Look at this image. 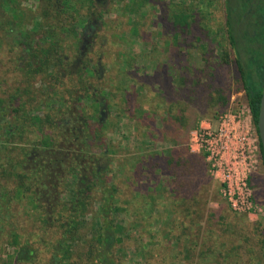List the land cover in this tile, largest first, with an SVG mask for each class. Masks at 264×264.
I'll list each match as a JSON object with an SVG mask.
<instances>
[{"label": "rangeland", "instance_id": "1", "mask_svg": "<svg viewBox=\"0 0 264 264\" xmlns=\"http://www.w3.org/2000/svg\"><path fill=\"white\" fill-rule=\"evenodd\" d=\"M2 4L0 0V264H46L51 242L44 244L42 240L47 239V234L43 233L41 217L31 203V191L22 190L17 195L19 179L13 169L16 156L23 155L24 166L30 168L35 147L43 136L36 125L21 122L18 126L15 118L20 116L24 121L25 116H42L50 107V97L55 100L59 89L65 87L58 84L53 69L35 71L26 59L45 45L47 30L36 23L43 11L39 0H15L12 5L19 19L13 29L7 24L12 11ZM98 6L104 10L101 21L93 30H87L92 22L83 15L76 25L80 35L68 34L60 41L56 54L64 57L66 68H61L62 63L60 71L78 73L80 65L88 61L86 80H93L97 87L94 91L100 88L104 95H98L100 104L92 99H73V113L62 116L65 126L60 123L56 132L52 129L56 139L62 140V133L67 132V139L79 144L71 143L73 148L69 150L64 148L65 143L63 148H55L57 155L63 154L65 165L62 168L58 161L51 173H62V181L69 184L74 180L68 174L69 164L83 165L87 160L92 164L90 150L97 156L106 148L112 160L107 173L105 162L96 163L103 169L100 180L94 182L93 203L82 214L86 227L78 231L71 243L74 255L88 250L95 237L92 224L99 220L107 180L109 186L121 185L118 195L122 204L117 219L125 232L124 242L115 253L116 263L264 264L261 164L252 178L255 200L262 212L252 220L230 207L204 154L193 150L198 148L195 129L182 139L186 145L183 147H189L194 157L181 154L180 166L160 165L154 160L166 158L177 145L174 137L159 132L172 103L169 87L179 94L178 89L185 86L180 97L176 96L185 104L189 102L188 91L197 86L203 90L211 72L216 70L220 76L217 83L227 87L231 107L238 108L247 101L228 35L224 0H99ZM183 10L188 14L187 23L177 19ZM77 73L71 81L67 79L66 87L76 89L80 85ZM217 97V91L211 96L215 101L204 98L203 93L197 97V109H205L199 116V128L202 121L215 125L226 113L216 102ZM17 107L19 112L14 111ZM90 133L100 135L103 146L98 145L99 141L92 144L89 138L87 144L91 146L87 150L84 139ZM177 150L183 152L182 147ZM64 153L69 154L68 161ZM91 174L83 165L77 186L90 183ZM63 197H68L65 187ZM14 233L20 235L21 244L28 240L35 244L33 261L16 258V248L21 244L13 245Z\"/></svg>", "mask_w": 264, "mask_h": 264}, {"label": "trees", "instance_id": "2", "mask_svg": "<svg viewBox=\"0 0 264 264\" xmlns=\"http://www.w3.org/2000/svg\"><path fill=\"white\" fill-rule=\"evenodd\" d=\"M13 3H15V0H3L2 4L6 9L12 11V19L9 18L7 20V24L11 25V29H13V24L16 23V20L19 19V16L15 13L16 11L15 7L12 5ZM39 3L43 11L38 14L37 18H39V21L36 23L39 26L45 27L47 30L43 37L45 45L41 46L36 51L37 53H34L26 59H29V67L33 68L35 66V71H41L43 67H45V69H53L58 84L63 85L65 88L63 90L59 89L60 94L57 92L58 98L55 100L50 97V107L47 105L49 109L44 111L45 113L42 116H25L24 121L20 119V116L15 118L18 126H21V122H28V125L32 126L36 125L43 136L42 141L39 144L37 143L35 147L36 153L34 152L35 155L31 158V166L28 170L24 166L26 160L25 155L22 157L16 156L17 158H15L13 169L16 177L19 179L17 195H19L22 190H25L24 193L31 191V203H33L39 212L41 217L39 220L42 222L43 233L47 234V239L42 237V240L45 242L44 244L51 242L50 255L46 264H118L115 261V253H117L119 249L118 246L124 242L123 232H125V227L123 223L117 219V215L121 211L120 203L122 204V201H120L121 198L118 195L121 185L117 183H113L109 186V181L107 182V180H105V189L103 188L105 191V198L101 202V209L98 215L99 220L98 222L94 221L92 224L95 237L93 241L89 242L88 250L81 251L74 255V249L71 244L75 242L74 236L76 234L79 235L78 231L83 226L84 228L86 227L87 222L84 219L81 220V218L83 211L87 210L93 203L91 195L96 187L95 181L100 180V175L104 167L106 173L110 169L112 160L107 149L101 150L102 152L97 156L93 155L94 152L90 150L92 164L87 160L88 163L83 165L86 167L87 171L92 172L90 177L91 182L87 183L85 186H77V180L79 179V174H81V169L83 167V165L79 163L75 164L76 162H72L69 164L70 169L68 174H72L74 178L69 184L62 181V173L56 176L51 173L52 167L56 165L58 161L62 168H64L65 165V161L61 159L63 154L57 155L55 148H63L64 146L62 143L66 144L64 148H67V150L73 148V145H71L73 140L67 139V132H63L62 140H59L52 134V129H55L54 132H56L60 123L61 127L65 126V120L62 121V116L72 112L70 103L73 99L79 102L86 99H92L98 102V95H104L103 92L99 90L100 88L97 92L94 91L97 87H95L93 80H86L89 77L86 75V69L89 67L87 64L88 61L81 64L80 71L78 73L76 72L81 77L80 85L76 87V89L66 87L68 85L67 79L71 81L76 73L60 71V68L58 69L63 63L64 58L63 56L56 55L58 45L68 34L80 35V32L76 29L79 18L84 15V18H87V20L95 19L99 22L101 21L104 10L99 8L98 0H39ZM224 6L228 35L236 55L235 65L240 70L241 82L245 90L247 102L252 109L254 123L258 129L260 105L264 91V14L261 16L259 23L255 17L258 6L264 7V0H224ZM177 19L181 20L182 23H187L188 16L186 14L183 15L181 11ZM258 28L261 30L258 31ZM261 34L263 37H259ZM63 67L66 68L64 63L61 68ZM93 73L96 75L95 70H93ZM217 73L218 71L216 70L211 72V77H209L208 83L205 84L203 90L200 91L201 87L199 86L189 90L187 95L189 102L185 104L180 103V100H178L180 97L179 94H182L185 90V86L178 89L179 94L169 87L172 103L168 105V117L161 121L162 128L159 132L162 135L166 134L167 136L174 137L177 145L174 149L169 151L166 158L163 157L156 160L157 158L155 157V163L160 165L167 163L170 165L178 164V166H180L183 162L180 160L181 154L184 153V155L194 157L189 147H186V149L183 147L186 145H184L185 142H183L182 139L185 138L191 130L199 128V116L202 115L205 110L202 108L200 110L197 109L196 99L197 97L200 98L201 93H203L204 98L208 96L209 99L215 101V98H211V96L217 91L218 97L216 98V102L219 103V107L225 108L224 112L230 109V95L226 93V86L223 88L218 85L220 83V76ZM221 90L224 91L226 95L223 94ZM107 95L108 93L105 94L106 97ZM176 96H178V98H176ZM204 102L205 101H203V103ZM98 103L100 104V101ZM54 104H57V107L53 106ZM204 107L207 108L206 103H204ZM14 111L19 112L20 109L17 107ZM31 112L34 111L32 110L30 113ZM1 120H3V118H0V123L2 122ZM46 129H49V131L47 132ZM89 138L92 144L99 141L98 145L103 146L102 141H100L101 136L98 134L92 135L90 133L86 134L84 139L87 150L91 146L89 143L87 144V141L90 140ZM76 143L78 142H74L73 144ZM178 147H182L183 152L182 150L178 152ZM67 152L69 153V151ZM69 154L71 155V153ZM69 154H66L67 161L69 159ZM203 156L205 158V155ZM159 160H162V163ZM102 161L105 162V165L101 169L97 164ZM2 166L4 167V165ZM207 167L209 169L208 163ZM64 187L65 191L68 190L67 198L63 197ZM19 238L20 235L18 233L13 234V245L18 246L21 244ZM36 253L37 248L35 244L33 242L31 243L29 240L27 243L21 244L16 248V258L18 260L33 261L36 257Z\"/></svg>", "mask_w": 264, "mask_h": 264}, {"label": "built area", "instance_id": "3", "mask_svg": "<svg viewBox=\"0 0 264 264\" xmlns=\"http://www.w3.org/2000/svg\"><path fill=\"white\" fill-rule=\"evenodd\" d=\"M240 104L221 114L215 125L202 121L193 131L198 145L193 150L205 155L209 171L220 182L230 207L253 220L262 212L255 200L252 178L261 164L260 140L249 103Z\"/></svg>", "mask_w": 264, "mask_h": 264}, {"label": "flooded vegetation", "instance_id": "4", "mask_svg": "<svg viewBox=\"0 0 264 264\" xmlns=\"http://www.w3.org/2000/svg\"><path fill=\"white\" fill-rule=\"evenodd\" d=\"M99 1V0H98ZM186 11H188V10H186ZM184 14H186L185 12H184V10H183V15ZM264 14V7L263 6H258V10H257V14H256V17H255V19L256 20H258V23H259V21H260V18H261V16ZM187 16H188V14H186ZM236 15H237V13H236ZM88 22H92V27L90 26V25H87V27L86 28H88L87 30H90V29H92L93 30V26H95V24H97V20H95V19H93V20H87ZM257 23V24H258ZM86 43V37L84 38V42H83V44H82V46H81V52H80V54L81 55H83V53H84V48H85V44ZM82 61V59H80V62ZM256 128H257V126H256ZM257 131H258V129H257ZM258 134H259V131H258ZM259 140H260V136H259ZM260 152H261V166L263 167V169H264V158H263V150H261V141H260Z\"/></svg>", "mask_w": 264, "mask_h": 264}, {"label": "water", "instance_id": "5", "mask_svg": "<svg viewBox=\"0 0 264 264\" xmlns=\"http://www.w3.org/2000/svg\"><path fill=\"white\" fill-rule=\"evenodd\" d=\"M258 131L260 136V141L262 144V150L264 154V91L261 99L260 113L258 119Z\"/></svg>", "mask_w": 264, "mask_h": 264}]
</instances>
